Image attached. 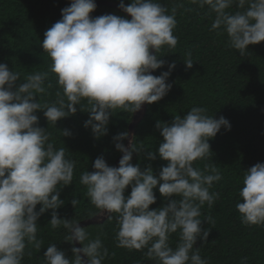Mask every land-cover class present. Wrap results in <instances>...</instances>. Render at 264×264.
Here are the masks:
<instances>
[{"label":"clouds","instance_id":"9594fccd","mask_svg":"<svg viewBox=\"0 0 264 264\" xmlns=\"http://www.w3.org/2000/svg\"><path fill=\"white\" fill-rule=\"evenodd\" d=\"M189 4L207 8L212 17L210 31L226 35L227 46L241 56L250 44L264 41V0H187ZM235 6V11H229ZM119 7L131 19L112 14L92 18L94 0H71L61 10L62 19L44 33L41 47L51 63L48 71L28 74L24 82L13 90L21 79L17 71L0 63V264H22L29 246L40 250L42 240L37 239L38 217L53 210L49 224L52 229L63 228L64 240L77 242L80 248L71 249L73 258H66L54 244H49L43 255V264H103L109 256L101 235L94 238L78 220L58 218L56 209L64 203L59 198L58 185L73 182L76 161L67 158L64 147L55 148L50 133L37 125L33 113L44 110L48 123L75 114L81 109L89 112L85 127H91L95 138L107 134L109 116L116 110L134 113L144 103L159 101L170 90L166 83L169 71L160 76L151 70L163 66L157 55L167 46L175 49L178 37L174 35L177 7L169 10L160 0H131ZM192 9H189L191 11ZM191 68V53L183 59ZM49 73L55 77L56 99L51 103L34 102V96L47 93L52 87ZM47 81V84H46ZM230 129L229 121L214 119L201 106L191 107L184 116H175L171 125L157 122L163 142L158 154L168 161L159 177L150 167L141 171L130 163L132 152H140L144 145L130 144L126 148L119 141L128 133L113 139L115 148L123 153L118 167L108 166L100 157L93 163L94 171H83L79 183L86 188L89 202L100 210L90 217L103 215L108 219L115 214V246L128 250L144 251L154 264H210L202 258L200 247L194 248L197 237L207 239L208 230H201V209H211L220 198L219 192H210L215 182L222 179L214 163L203 169L194 162L209 157L208 139L215 137L221 127ZM67 136V130L60 131ZM149 159L156 157L151 151ZM169 200L166 206L149 210L155 203L153 189ZM131 186L130 195L125 189ZM235 209L245 226H264V163H257L243 173L242 187ZM171 198V199H170ZM241 200L243 202H241ZM79 203L73 199L75 207ZM40 205L39 211L36 206ZM215 225L211 216L203 218ZM177 234L175 247L170 237ZM81 254L87 259H82ZM114 255V253H113ZM247 257L242 264H246Z\"/></svg>","mask_w":264,"mask_h":264},{"label":"trees","instance_id":"16d2710c","mask_svg":"<svg viewBox=\"0 0 264 264\" xmlns=\"http://www.w3.org/2000/svg\"><path fill=\"white\" fill-rule=\"evenodd\" d=\"M70 3L71 0H0V63L21 74L13 90L24 82L28 74L48 71L51 61L41 47L44 33L62 19L61 10ZM123 3L128 6L131 0H123ZM160 3L167 7L169 13L180 3L184 7H177L174 35L178 37V43L171 51L165 46L159 53L155 52L164 64L153 70V76L169 71L168 65L173 62L175 68L166 80L171 85L170 90L159 101L146 103L142 119L135 124L131 144H143L144 148L140 152H132L130 163L138 164L141 171L150 167L155 177H159L161 169L167 166L168 161L158 154L163 137L156 127L157 122L171 125L175 116H184L193 106L205 107L207 114L214 119L226 118L230 129L222 126L215 137L207 141L209 157L194 162V166L200 169L206 163L216 164L222 179L210 189V192H219L220 198L211 209L207 204L201 209L200 227L202 231L208 230L207 239L202 241L197 237L193 247H200L201 257L208 259L210 264H242L245 257L246 264H264V226L243 225L235 209L240 199L238 190L242 187L243 173L257 163H264V41L248 45L241 56L239 51L227 46L226 35L210 31L214 14L212 17L207 15L206 7L201 9L187 0H160ZM235 10V6L229 9ZM106 14L130 20L122 11L109 6L98 5L89 13L92 18ZM187 53H191L193 60L191 68H187L183 61ZM49 80L52 87L46 94L34 96V102L51 103L56 99L57 85L51 73ZM75 107V114L57 120L55 126L48 123L44 110L38 109L33 114L38 117L35 126L51 134L50 142L54 147H64L67 158L76 161L73 182L57 187L59 198L64 203L55 211L58 218L80 222L91 218L90 213L100 210L89 202L79 176L83 171L93 172V163L100 157L108 166L114 167L121 152L115 148L117 141L113 138L120 133H128L135 112L116 110L111 113L107 134L95 138L91 127L84 126L89 112L81 109L80 105ZM64 130L69 133L67 136H61L60 131ZM126 138L119 141L124 146ZM149 151L155 159L148 158ZM158 188L159 184L153 189L156 200L149 210L166 206L169 202L161 196ZM130 192L131 186H128L123 194L127 197ZM73 199L79 201L75 207ZM39 208L38 204L35 210L39 211ZM52 211L46 210L38 217L37 239L43 244L39 251L29 246L26 251H31V255H25L22 264H43V255L49 244L64 252L66 258H73L71 249L75 246L73 242L64 240L65 230L52 229L49 224ZM205 216H211L215 225L204 220ZM108 217L102 223L83 227L93 238L101 235L109 251L103 264H154L144 256L146 249L136 251L115 246V214L110 220ZM177 239V234H172L170 246L175 247Z\"/></svg>","mask_w":264,"mask_h":264},{"label":"water","instance_id":"95a60500","mask_svg":"<svg viewBox=\"0 0 264 264\" xmlns=\"http://www.w3.org/2000/svg\"><path fill=\"white\" fill-rule=\"evenodd\" d=\"M96 6L98 5H103V6H109V7H112V8H116L120 11H122L129 19H131L130 15H128L127 13H125L120 7H119V4L116 3V2H113V1H108V0H96L94 1ZM150 53L155 55V51L154 50H150ZM150 74L153 75V70L150 71ZM145 109H146V103H144L140 110L136 111L135 114L133 115V119L131 121V123L129 124V127H128V136L126 138V141H125V147L126 148H129L130 147V144L132 142V136H133V131H134V127H135V124L138 123L144 113H145ZM122 155L123 153H121L120 157L117 159L114 167H118L119 166V160L122 158ZM109 213L107 211H104L103 212V215H100V216H94V217H91V218H87V219H84L80 222H78V225L80 227H87L89 225H93V224H97V223H102L107 217H108ZM74 243V246L76 248H80L82 247L81 244L73 241ZM81 257L82 259H87L86 257L83 256V254H81Z\"/></svg>","mask_w":264,"mask_h":264}]
</instances>
